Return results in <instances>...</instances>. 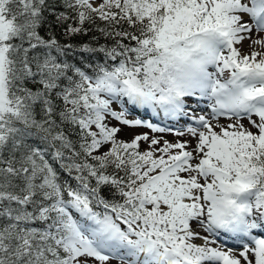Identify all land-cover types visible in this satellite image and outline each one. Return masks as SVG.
<instances>
[{
	"label": "snow or ice",
	"instance_id": "1",
	"mask_svg": "<svg viewBox=\"0 0 264 264\" xmlns=\"http://www.w3.org/2000/svg\"><path fill=\"white\" fill-rule=\"evenodd\" d=\"M45 13L66 37L88 24L111 43L45 38ZM253 29L264 32V0H0V264H264V37ZM70 51L104 62L89 72ZM131 108L187 118L174 134L194 147L119 138L122 126L174 131L129 119Z\"/></svg>",
	"mask_w": 264,
	"mask_h": 264
},
{
	"label": "trees",
	"instance_id": "2",
	"mask_svg": "<svg viewBox=\"0 0 264 264\" xmlns=\"http://www.w3.org/2000/svg\"><path fill=\"white\" fill-rule=\"evenodd\" d=\"M58 10H62V9H58ZM45 15L47 16V23L43 24L41 28L39 29L40 35L44 36L45 38H47L48 35L51 33V34H54L61 43L71 44L74 47H79L80 45L85 44V43H91L92 46L94 47L98 45H103L106 43H111L110 41L106 40L103 36H101L97 31H95L92 25H88V24L85 25V27L89 29L86 35L84 33H80V34H77L71 37H66L64 35V28L56 24L55 17L48 15L47 13H45ZM97 23H101V22L97 21ZM93 37H96V39L93 40ZM67 59L69 62L74 63L79 67L85 68L89 72H91V68L87 67L88 65L90 64L94 65L97 62L99 63L104 62V56L102 53L89 54V53L70 51L67 56ZM121 139H124V138H121ZM35 142L37 144H40L41 147L44 146L43 144L40 143L39 140H36ZM141 149H144V148H141ZM46 158L49 159L50 163L53 164V167L57 170L62 180L69 179V177L67 176V173H65L60 168L59 162L53 161L50 154ZM103 194L106 197L109 196L107 189L104 190Z\"/></svg>",
	"mask_w": 264,
	"mask_h": 264
},
{
	"label": "rangeland",
	"instance_id": "3",
	"mask_svg": "<svg viewBox=\"0 0 264 264\" xmlns=\"http://www.w3.org/2000/svg\"><path fill=\"white\" fill-rule=\"evenodd\" d=\"M96 2H99V0H96ZM245 19H248V17H245ZM257 34V32L255 30L252 31L251 33V36L252 37H256L255 35ZM245 41V40H244ZM243 41V42H244ZM237 47H239L241 49L242 52H245V53H248L251 51V48L250 50H246L244 51V47H242V45H237ZM257 50H259L258 46H257ZM211 70V69H210ZM209 102L206 100V99H198L197 97H189V98H186V105L188 106L189 109H195L196 114L199 115V114H207L210 112V109L207 107V104ZM113 107L117 108L118 109V105H113ZM131 114L129 115V119H132V118H136V117H140L142 116V114H148V113H153L150 109H147V108H131ZM157 112L162 115L163 117H165L164 113L160 110H157ZM154 114V113H153ZM245 125V127H248V121L245 119L242 121ZM113 123H115V121H113ZM154 123V122H152ZM189 123V120L186 119V122L184 123V126L187 125ZM213 123H216L215 121H213ZM228 123H231L230 120H228L227 118L225 117H220L219 118V124H222V125H227ZM155 124H158V123H155ZM160 127L161 125L158 124ZM184 126H174V127H171L174 131L173 132H163V133H160V132H157V133H153L151 132L150 129L146 128V127H135V128H129L127 126H122V131L119 133V137L121 138H124L125 140H131V138L135 135V134H138V133H148L149 136H156L157 138H163V139H167V140H170V141H175V140H188L189 141V149L188 150H191L192 147H194V144H195V140L187 133H185V135L183 136H176L174 133H175V130H180V131H184ZM217 131H219V128L216 129ZM253 131H255V129H252ZM140 146L141 148H146L147 147V144L146 142H143L141 141L140 142ZM261 236H264V232H262V235ZM223 239V237L221 238ZM229 241V240H228ZM227 241V243H228ZM195 243H198L199 242L201 243L200 240H196L194 241ZM225 247V250H227V248L231 247L233 249H235L236 251H239V248L237 246H231V245H228V244H224L223 245ZM108 264H120V262L117 260V259H110L108 261Z\"/></svg>",
	"mask_w": 264,
	"mask_h": 264
},
{
	"label": "bare ground",
	"instance_id": "4",
	"mask_svg": "<svg viewBox=\"0 0 264 264\" xmlns=\"http://www.w3.org/2000/svg\"><path fill=\"white\" fill-rule=\"evenodd\" d=\"M253 30H255V29H253ZM256 37H252L253 39H255V38H258V37H264V32H261V33H257L256 35H255ZM242 47H244V51H246V50H250V40H245L242 44ZM195 112H197V111H195ZM229 242V241H228ZM200 243V242H199Z\"/></svg>",
	"mask_w": 264,
	"mask_h": 264
}]
</instances>
